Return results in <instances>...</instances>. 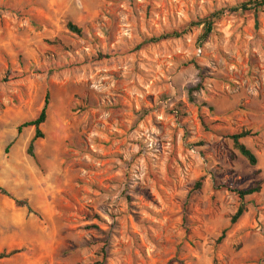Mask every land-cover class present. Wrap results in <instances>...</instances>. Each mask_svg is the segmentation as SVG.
<instances>
[{
    "label": "rangeland",
    "instance_id": "374dc122",
    "mask_svg": "<svg viewBox=\"0 0 264 264\" xmlns=\"http://www.w3.org/2000/svg\"><path fill=\"white\" fill-rule=\"evenodd\" d=\"M246 1L0 0V264H264V7ZM46 96L33 141L17 129Z\"/></svg>",
    "mask_w": 264,
    "mask_h": 264
},
{
    "label": "trees",
    "instance_id": "16d2710c",
    "mask_svg": "<svg viewBox=\"0 0 264 264\" xmlns=\"http://www.w3.org/2000/svg\"><path fill=\"white\" fill-rule=\"evenodd\" d=\"M263 7H264V0H247L246 2L239 4L237 6V10L249 11V10L259 9V8H263ZM67 27L71 33L79 35L80 30L77 27L73 26L70 23L68 24ZM210 33H211V21L209 20V21L205 22V26L203 27V29L201 31L200 37L204 39ZM178 35L179 34H177L175 32L170 33V34H163L157 38H152L151 41L154 43H157V42L165 41V40L171 39V38H178L179 37ZM5 79H6V77H5ZM199 89H200V84H198L197 86L192 87L188 90L189 100L192 99L193 93L197 92ZM47 101H48V97L46 96L44 106H43L42 110L40 111L38 117L32 121L26 122V123L22 124L21 126H19L17 129L18 133H20L22 128L33 127L34 128L33 141L43 137V134L41 133L39 127L45 122V119H46V107L48 104ZM202 125L204 126L205 124H202ZM256 137H257L256 133H252L250 130H245V129H242L239 132L233 133L230 136H228V138L232 142L233 149L251 167H254L256 165L257 159H256L255 155L241 141L245 140V139H253ZM8 148H9V146L6 148V150H8ZM32 152H33V146L31 143L29 148H28V154L32 155ZM232 157L234 158V155ZM199 186H200V183L197 182L196 186H195L196 189H198ZM259 191H260V187L258 185L251 186L246 190H236V189L231 190V192L238 199V207H237L235 213L229 217L230 224H232V225L235 224L243 216V214L246 212L245 204L243 202L244 198L248 197L250 195L257 194V193H259ZM1 193H4V192L1 191ZM16 203L19 207H23L22 202H16ZM223 238H224V232H222L221 235L219 236V238L217 239V243H220ZM11 254L12 253H10L8 255L0 254V259L9 257Z\"/></svg>",
    "mask_w": 264,
    "mask_h": 264
}]
</instances>
